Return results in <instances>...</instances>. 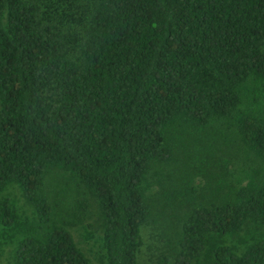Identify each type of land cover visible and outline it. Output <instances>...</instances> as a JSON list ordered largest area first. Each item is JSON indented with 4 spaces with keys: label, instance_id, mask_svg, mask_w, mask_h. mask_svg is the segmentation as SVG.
<instances>
[{
    "label": "trees",
    "instance_id": "trees-1",
    "mask_svg": "<svg viewBox=\"0 0 264 264\" xmlns=\"http://www.w3.org/2000/svg\"><path fill=\"white\" fill-rule=\"evenodd\" d=\"M79 226L100 264L150 226L161 264H264V0H0V250L93 264Z\"/></svg>",
    "mask_w": 264,
    "mask_h": 264
},
{
    "label": "rangeland",
    "instance_id": "rangeland-1",
    "mask_svg": "<svg viewBox=\"0 0 264 264\" xmlns=\"http://www.w3.org/2000/svg\"><path fill=\"white\" fill-rule=\"evenodd\" d=\"M254 166L249 165L246 167V171H252L251 168ZM231 168V167H230ZM258 170H261L258 169ZM171 169H165L164 173L170 172ZM157 181V179H156ZM156 182L152 186V191L155 193H161V185ZM8 195L11 198H19V192L17 190L11 189L8 192ZM97 219H93L87 222L88 224H96ZM90 232H92L95 236L93 239H87L89 236L86 235V228L83 226L72 228V234L74 235V239L77 245L84 251V253L92 260L93 264H100L98 261V254L100 251V244L98 242V236L95 232V229L89 228ZM143 244L141 248V253L139 255V264H161V260L164 255L167 254V250L165 248V231H162L159 226L157 227H146L142 232ZM13 246L6 245L3 246L0 250V261L1 264H9V257L12 252Z\"/></svg>",
    "mask_w": 264,
    "mask_h": 264
}]
</instances>
